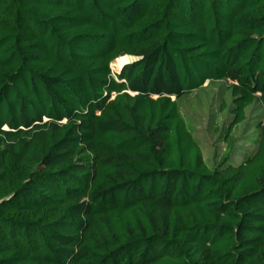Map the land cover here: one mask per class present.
I'll use <instances>...</instances> for the list:
<instances>
[{"label":"trees","instance_id":"1","mask_svg":"<svg viewBox=\"0 0 264 264\" xmlns=\"http://www.w3.org/2000/svg\"><path fill=\"white\" fill-rule=\"evenodd\" d=\"M0 264H264V0H0Z\"/></svg>","mask_w":264,"mask_h":264},{"label":"rangeland","instance_id":"2","mask_svg":"<svg viewBox=\"0 0 264 264\" xmlns=\"http://www.w3.org/2000/svg\"><path fill=\"white\" fill-rule=\"evenodd\" d=\"M132 60L133 58L128 56L118 58L113 68L119 69L123 63ZM221 88L220 82H206L201 91H195L182 100V113L195 128V137L202 141L205 158L211 163L219 158L225 149V144L220 141L219 132L215 124H212V119L216 114L215 122L219 126L229 119L228 112L221 111L220 105L223 97H230V94L229 91ZM247 115L248 122L240 125L234 132L238 139L234 144L232 154L237 156L249 149V144L245 141L246 137L243 136L248 134L251 123L263 115V108L260 104H254L247 109Z\"/></svg>","mask_w":264,"mask_h":264},{"label":"water","instance_id":"3","mask_svg":"<svg viewBox=\"0 0 264 264\" xmlns=\"http://www.w3.org/2000/svg\"><path fill=\"white\" fill-rule=\"evenodd\" d=\"M127 63H130V62H127ZM127 63H126V64H127ZM121 69H122V68H121ZM120 71H121V70H120ZM120 71H118V72H120Z\"/></svg>","mask_w":264,"mask_h":264},{"label":"built area","instance_id":"4","mask_svg":"<svg viewBox=\"0 0 264 264\" xmlns=\"http://www.w3.org/2000/svg\"><path fill=\"white\" fill-rule=\"evenodd\" d=\"M115 95V94H114Z\"/></svg>","mask_w":264,"mask_h":264}]
</instances>
